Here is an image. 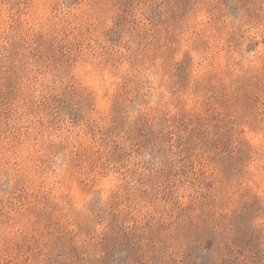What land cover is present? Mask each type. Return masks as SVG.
I'll use <instances>...</instances> for the list:
<instances>
[{"label": "rangeland", "instance_id": "374dc122", "mask_svg": "<svg viewBox=\"0 0 264 264\" xmlns=\"http://www.w3.org/2000/svg\"><path fill=\"white\" fill-rule=\"evenodd\" d=\"M264 0H0V264H264Z\"/></svg>", "mask_w": 264, "mask_h": 264}, {"label": "snow or ice", "instance_id": "6c2138e0", "mask_svg": "<svg viewBox=\"0 0 264 264\" xmlns=\"http://www.w3.org/2000/svg\"><path fill=\"white\" fill-rule=\"evenodd\" d=\"M262 139H264V138H262Z\"/></svg>", "mask_w": 264, "mask_h": 264}]
</instances>
